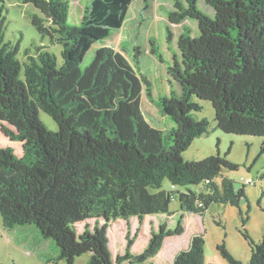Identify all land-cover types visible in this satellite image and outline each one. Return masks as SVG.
<instances>
[{"label": "trees", "instance_id": "1", "mask_svg": "<svg viewBox=\"0 0 264 264\" xmlns=\"http://www.w3.org/2000/svg\"><path fill=\"white\" fill-rule=\"evenodd\" d=\"M133 1L87 0L74 25L68 22V1L22 0L41 13L31 15L37 31L61 44L60 67L53 54L37 47L38 60L29 57L22 69L17 46L3 41L0 19L2 226H22L30 234L34 225L42 238L54 241L56 257L65 264H74L85 253L86 264H113L107 229L118 218L127 230L124 251L116 254L115 264H152L149 260L165 240L183 233L186 212L203 215L213 202L239 206L244 186L254 184L241 178L242 186L236 188L226 177L216 184L222 167H238L219 152L199 160H184L181 153L209 129L207 119L190 117L191 110L201 108L191 96L210 101L216 127L223 132L264 136V0H204L213 8V17L199 9L197 0H170L168 22L195 19L199 34L192 36L183 24L176 41L180 60L174 58L167 66L181 93L171 90L157 99L139 70V48L133 46L128 58V41L122 40L120 49L104 42L123 26ZM143 1L141 17L148 3ZM170 26L168 40L173 34ZM96 42L100 45L81 69ZM149 52L163 60L154 37L149 38ZM142 94L173 121L172 126L157 128L144 118ZM39 110L56 122V131L45 126ZM165 179L171 190L161 188ZM199 183L205 186L199 193L173 190ZM149 187L158 190L150 192ZM174 198L178 209L171 211ZM258 204L264 213V204ZM175 213L173 228L160 222L143 250L131 251L139 228L131 236L130 219L141 224L149 215ZM243 236L251 247L248 264H264V235L257 243L246 230ZM203 244L202 234H192L172 264H212L205 260ZM217 248L230 264H243L223 243Z\"/></svg>", "mask_w": 264, "mask_h": 264}, {"label": "rangeland", "instance_id": "2", "mask_svg": "<svg viewBox=\"0 0 264 264\" xmlns=\"http://www.w3.org/2000/svg\"><path fill=\"white\" fill-rule=\"evenodd\" d=\"M65 1L69 3L68 22L78 25L87 0ZM144 3L143 0H134L128 9L123 26L119 30H113L104 42L120 49L121 41H128L130 50L124 53L128 58H131L134 53L133 46L139 48V70L151 82L154 98L168 96L171 90L180 94V85L168 75L167 66L173 63L174 58L180 60L176 41L183 29V24L190 27L192 36H197L199 34L197 22L195 19L188 18L179 24L169 23L166 12L172 7L170 0H148L147 8L142 10L141 17L139 12ZM197 5L210 17L214 16L213 8L204 0H197ZM32 14L41 15L40 11L30 3H23L22 0H0L3 41L8 42L10 46H17L16 58L20 61L22 69L30 61L29 57L37 59L39 52L37 47L53 54L56 58V66L60 67L62 65L61 44L51 41L47 35L42 36L37 31L31 22ZM168 24L171 25L173 33L171 40L167 39L166 26ZM151 37L157 40L162 61L149 52V38ZM99 45L100 42L94 43L86 52L80 63L81 69L90 62L94 49ZM190 100L201 106L199 110H191L190 117L194 120L207 119L209 129L206 134L195 137L182 151L181 156L184 160H199L219 152L221 155H226L231 162L238 164V167L237 169L222 167L218 176L214 178L216 184L220 185L223 177L233 180L236 188L242 186L241 178L253 180L254 184L248 183L244 186L245 195L241 198L239 206L213 202L209 204L203 215L186 212L182 219L183 233L165 240L157 256L150 259L149 263L172 264L173 254L175 256L178 251L187 247L192 234L200 233L204 239V257L207 262L230 264L217 248L218 244L223 243L235 258L243 264H248L251 247L243 236V231L246 230L256 243L264 235V213L258 204V200L262 205L264 204V194H262L264 178H261L264 175V151L261 152L264 136L223 132L216 127L214 110L210 101L195 96H191ZM141 108L144 118L152 126L167 128L173 125V121L168 116L162 115L145 94L141 97ZM39 118L49 130L58 129L56 122L44 111L39 110ZM1 142L5 141L1 140ZM161 188L171 190L167 179L163 181ZM204 188V184L199 183L176 186L173 190L190 189L199 193ZM149 190L155 192L158 189L149 187ZM169 209L171 211L178 209L176 198L170 201ZM177 215L176 213L171 217L149 215L141 224L135 217L130 219L128 226L130 235L133 236L136 228H139L131 251L141 252L150 237V232L156 231L160 222L166 221L167 227L173 228L177 222ZM30 226L33 228L31 235L28 232L25 234L24 229L26 228H19L22 226L12 229L4 228L0 218V264H65L64 260L56 257L58 249L54 241L42 238L39 230L34 225ZM126 230V222L121 218L112 221L107 229L108 246L113 264H115L116 254H122L124 251ZM88 258L89 255L86 253L81 254L75 258L74 264H86ZM121 264H128V262L123 261Z\"/></svg>", "mask_w": 264, "mask_h": 264}, {"label": "crops", "instance_id": "3", "mask_svg": "<svg viewBox=\"0 0 264 264\" xmlns=\"http://www.w3.org/2000/svg\"><path fill=\"white\" fill-rule=\"evenodd\" d=\"M30 235V234H29ZM88 255V254H87ZM173 257H174V254H173Z\"/></svg>", "mask_w": 264, "mask_h": 264}]
</instances>
